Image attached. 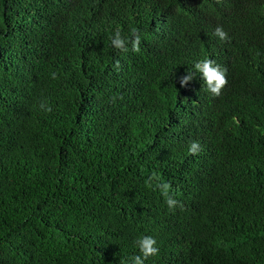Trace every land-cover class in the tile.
I'll return each mask as SVG.
<instances>
[{
	"label": "trees",
	"instance_id": "obj_1",
	"mask_svg": "<svg viewBox=\"0 0 264 264\" xmlns=\"http://www.w3.org/2000/svg\"><path fill=\"white\" fill-rule=\"evenodd\" d=\"M143 236L145 264H264V0H0V264H130Z\"/></svg>",
	"mask_w": 264,
	"mask_h": 264
},
{
	"label": "clouds",
	"instance_id": "obj_2",
	"mask_svg": "<svg viewBox=\"0 0 264 264\" xmlns=\"http://www.w3.org/2000/svg\"><path fill=\"white\" fill-rule=\"evenodd\" d=\"M214 35L217 36L221 41H228L230 38L227 32L221 26H217L215 29ZM133 39L129 40L121 35V31L117 29L115 32L114 38H112V45L115 49L121 51H127V46L129 43L132 45V50L135 52L140 51V36L136 29L132 30ZM117 63V67H118ZM195 70L202 74V77L207 85V90L216 97H219L222 93V90L227 86V69H222L219 65H216L215 62L211 59L201 60L196 62ZM52 78H56V74H52ZM194 73L189 70L188 74L181 77L180 83L182 86H186L189 81L193 80ZM43 107V105H42ZM47 111H51V108H47ZM200 144L196 141H193L189 146V153L196 155L199 153ZM153 182H155V188L159 190L161 195L165 198L166 204L170 210H175L177 205L183 208V204L175 199L172 192V185L168 182L161 181L160 177L153 173L148 180L145 181L147 187L152 188ZM137 246L142 255H136L131 259L130 264H145V261L151 257L159 254V248L157 247V241L151 236H143L136 241ZM123 264V261H121Z\"/></svg>",
	"mask_w": 264,
	"mask_h": 264
}]
</instances>
